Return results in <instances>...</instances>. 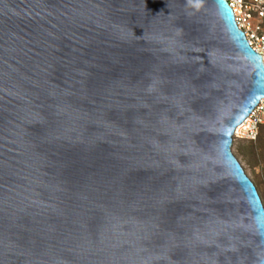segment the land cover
Wrapping results in <instances>:
<instances>
[{"label":"water","instance_id":"obj_1","mask_svg":"<svg viewBox=\"0 0 264 264\" xmlns=\"http://www.w3.org/2000/svg\"><path fill=\"white\" fill-rule=\"evenodd\" d=\"M263 97L227 0H0V264H264Z\"/></svg>","mask_w":264,"mask_h":264},{"label":"built area","instance_id":"obj_2","mask_svg":"<svg viewBox=\"0 0 264 264\" xmlns=\"http://www.w3.org/2000/svg\"><path fill=\"white\" fill-rule=\"evenodd\" d=\"M239 29L244 32L251 48L261 55L264 63V0H227ZM264 125V97L238 125L234 135L246 140L258 137L260 126Z\"/></svg>","mask_w":264,"mask_h":264},{"label":"rangeland","instance_id":"obj_3","mask_svg":"<svg viewBox=\"0 0 264 264\" xmlns=\"http://www.w3.org/2000/svg\"><path fill=\"white\" fill-rule=\"evenodd\" d=\"M231 150L255 184L264 205V128L252 141L233 135Z\"/></svg>","mask_w":264,"mask_h":264},{"label":"trees","instance_id":"obj_4","mask_svg":"<svg viewBox=\"0 0 264 264\" xmlns=\"http://www.w3.org/2000/svg\"><path fill=\"white\" fill-rule=\"evenodd\" d=\"M264 128V125H261L260 126V129H259V134H260V132H261V130ZM259 134H258V136H259ZM243 139V138H242ZM244 140H246V139H244ZM248 141H252V140H248Z\"/></svg>","mask_w":264,"mask_h":264}]
</instances>
